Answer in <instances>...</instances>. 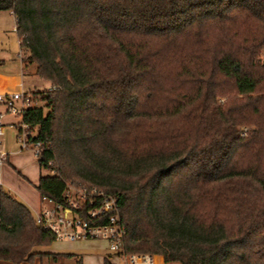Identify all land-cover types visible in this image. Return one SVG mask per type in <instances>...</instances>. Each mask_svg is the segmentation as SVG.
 Instances as JSON below:
<instances>
[{"label": "trees", "instance_id": "16d2710c", "mask_svg": "<svg viewBox=\"0 0 264 264\" xmlns=\"http://www.w3.org/2000/svg\"><path fill=\"white\" fill-rule=\"evenodd\" d=\"M0 12L22 68L53 86L21 115L42 144L39 199L59 200L64 182L115 196L125 253L264 264V0H0ZM52 240L0 186V260L70 255L34 249Z\"/></svg>", "mask_w": 264, "mask_h": 264}, {"label": "built area", "instance_id": "2783aa9c", "mask_svg": "<svg viewBox=\"0 0 264 264\" xmlns=\"http://www.w3.org/2000/svg\"><path fill=\"white\" fill-rule=\"evenodd\" d=\"M19 45V41L17 40ZM19 49V46H18ZM22 50L18 56L21 58ZM264 61V47L260 55ZM53 89V86L49 87ZM0 120L4 114L20 116V121L13 125L15 142L19 150H29L35 158L41 153L40 142H29L33 134L27 131V126L21 122V115L26 107L36 106L34 99L25 91H15L0 94ZM247 128H244L245 134ZM3 134V124L0 121V138ZM1 143V141H0ZM5 161V155L0 151V163ZM45 173L56 174L53 161L48 162ZM42 202L48 207H39L33 214L35 225L47 232L53 240L74 241L82 239H101L107 243L108 249L119 258V264H154L155 255L149 253H125L122 250L124 226L119 218L115 196L104 193L94 186H84L73 182H64L59 200L41 196Z\"/></svg>", "mask_w": 264, "mask_h": 264}, {"label": "rangeland", "instance_id": "374dc122", "mask_svg": "<svg viewBox=\"0 0 264 264\" xmlns=\"http://www.w3.org/2000/svg\"><path fill=\"white\" fill-rule=\"evenodd\" d=\"M0 26H4V28H9L11 19L7 18L6 14H2L0 16ZM4 51H10V53H17V45L15 43V35L13 33H4L0 35V56ZM262 52V51H261ZM260 52V55H261ZM21 55H24V51H22ZM24 70V82L27 84V86H30L29 84L32 82V80H35V85L32 88V90L28 91V94L34 99L36 106L42 105V102L39 101L38 95H36V92L40 91H49V87L52 85L48 82H44L35 77L33 74V66L32 65H27ZM223 97H218L217 102L221 103L223 101ZM3 121L5 120H12L15 122L20 121V116L17 115H12V114H5L2 119ZM13 140V139H12ZM4 162V161H3ZM2 163V162H1ZM24 164L26 165L27 173L28 175H34L38 173V169L36 167V161L35 157L29 150H23L21 155H18L15 160V164ZM5 164V162H4ZM8 166V165H7ZM0 173L1 176L5 177L7 181H9L11 184L14 185L20 184L18 179L16 177H20L17 173V170L12 169L10 166H8V169L0 165ZM40 175L44 174V171L41 169L39 171ZM26 181L25 179H23ZM27 188V192L31 198L34 199L36 196V193L33 189V187ZM11 194H13L18 200L19 197L16 196L12 191H9ZM21 201V200H20ZM22 202V201H21ZM49 203L42 202L39 207H48ZM35 211H32L31 213L34 214ZM36 250L40 251H48V252H56V253H64V254H70L68 257H62L56 262H52L51 257L50 258H45L44 256L40 258V264H103V259L106 258L109 261H112L111 259L120 261L119 258L117 257V254L114 252L110 251L108 249L107 243L104 240L101 239H82V240H74V241H67V240H52L49 245L43 246L40 248H34ZM0 264H12L7 261H2L0 260ZM26 264V263H25ZM35 264V263H31Z\"/></svg>", "mask_w": 264, "mask_h": 264}, {"label": "crops", "instance_id": "0c3cea01", "mask_svg": "<svg viewBox=\"0 0 264 264\" xmlns=\"http://www.w3.org/2000/svg\"><path fill=\"white\" fill-rule=\"evenodd\" d=\"M2 14H6L7 18L11 19V24L9 28H4V26H0V35L4 33H13L15 35V26H14V19L10 12H0V16ZM1 19V17H0ZM1 24V22H0ZM15 43L17 45V53L13 54L10 53V51H4L2 55L0 56V94L1 93H9V92H15V91H25L28 92L29 90H32V88L35 85V80H32V82L29 84L30 86H27V84L24 82V70L22 68L20 57L18 56V44H17V37L15 35ZM35 76V75H34ZM36 77V76H35ZM38 78V77H37ZM3 108L0 105V111H2ZM5 115V114H4ZM3 115V116H4ZM2 119V118H1ZM3 124V134L0 138V151L4 153L5 155V164L4 162L0 163V165L8 169V166H10L12 169L17 170V173L20 177H16L20 184H11L9 181L5 179V177L1 176L0 173V186H2L4 189L8 191H12L16 196L19 197V199L30 209V211H35L39 206V198L36 190L34 189L36 196L31 198L27 192V188H30L29 185L32 187V185L36 184L38 176H39V168L36 164V167L38 169V173L34 175H28L27 173V167L24 164H15L16 157L18 155H21L23 150L18 149V145L15 142V129L13 128V125L17 122L12 120H0ZM13 139V140H12ZM8 165V166H7ZM25 179L26 181H24ZM31 189V188H30ZM45 258H50L49 256H44ZM106 259V258H105ZM112 261H107L109 264H119L120 262L111 259ZM40 264V262H39ZM154 264H178L175 262H163L160 255H155V262Z\"/></svg>", "mask_w": 264, "mask_h": 264}, {"label": "water", "instance_id": "95a60500", "mask_svg": "<svg viewBox=\"0 0 264 264\" xmlns=\"http://www.w3.org/2000/svg\"><path fill=\"white\" fill-rule=\"evenodd\" d=\"M263 63H264V61H263Z\"/></svg>", "mask_w": 264, "mask_h": 264}]
</instances>
